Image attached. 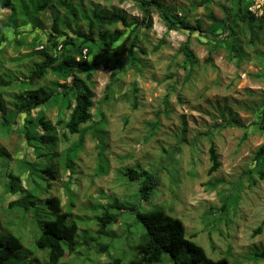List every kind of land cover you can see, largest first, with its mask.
<instances>
[{"label":"rangeland","instance_id":"obj_1","mask_svg":"<svg viewBox=\"0 0 264 264\" xmlns=\"http://www.w3.org/2000/svg\"><path fill=\"white\" fill-rule=\"evenodd\" d=\"M198 1L158 0L175 22L185 17L194 24L196 18L200 19L201 32L180 28L167 30L155 4L150 7L152 25L146 27L142 22V10L135 0H49L46 9L35 16L40 27L26 25L19 30L21 44L16 46L7 30L10 41L3 44L2 65L22 78L32 62L37 60V57L26 56L30 52V44L45 37L44 32L49 30L54 17L64 30L62 21L71 19L70 8L85 12L96 6L117 10L123 12L128 21L140 23L135 30L139 33L144 53L138 52L136 58L139 62L130 67L127 49L121 51L126 70L112 84V95L108 101L102 98L114 68L112 61L104 66L110 53L104 54L100 46L92 44L86 58L87 66L94 58L99 61L90 77L94 92L91 113L94 120L98 118V112L103 113L106 119L104 154L110 167L107 174L94 176L99 148L90 134L85 135L84 147L78 154L70 184L74 193L70 217L77 223L79 243L60 264H103L109 261L105 252L96 251L91 240L92 236H97L95 218L104 207H108L106 196L140 205L133 195L135 184H127L117 174L119 168L132 164L159 175V191L151 204H162L165 213L181 219L186 236L194 234L193 239L204 247L209 257L213 260L226 257L228 264H264V260L247 258L254 248H264V223L261 233L251 235L264 220V179L249 186L245 173L252 166L256 149L264 143V129L258 127L264 123L261 115L264 106V27L257 30L258 36L251 42L247 24L235 15L239 7L247 6L258 20L264 21V0H213L205 6H197ZM221 6L233 8L229 19L233 28L230 35H227L230 30L221 29L226 17ZM8 14V10L0 8V25L6 23ZM211 30L218 35L213 37ZM216 38L222 40L212 50ZM187 39L195 62L189 75L181 66L183 56L179 51V46ZM160 41L162 44L154 49ZM232 41L237 43L239 55L230 50ZM53 78L49 72L40 83L50 84ZM133 87L137 88L136 105L132 104ZM16 90L8 87L2 93V100L9 107L12 106L10 96ZM45 113L51 121L58 116L54 106L47 107ZM22 116L17 115L13 130L0 138V144L14 158L27 150L18 133ZM156 121V132L150 135V123ZM57 131L59 133L61 129L57 128ZM76 137L70 135L69 141ZM69 141H60L58 151ZM211 142L216 147L220 166L209 173L208 148ZM16 164L17 161L12 159V167ZM57 172V179L51 181V187L42 197L57 196L63 210H66L68 198L64 182L67 178L61 169ZM217 180L221 182L210 188ZM237 183L243 189L236 210L230 211L227 219L214 221L218 213L211 209L220 207L222 192ZM15 196L7 195L6 199ZM143 207L148 209L149 205L143 204ZM110 210L118 212L111 207ZM135 226L139 228V223L135 225L134 216L126 212L115 225L106 227L114 240L110 255L120 256L127 232L130 233L128 240L131 246L135 245L138 237L134 233ZM103 240L108 241L109 237ZM23 243L25 246L31 244L29 236ZM125 250L130 251L129 247ZM128 258L129 254L125 255L121 264H125Z\"/></svg>","mask_w":264,"mask_h":264},{"label":"trees","instance_id":"obj_2","mask_svg":"<svg viewBox=\"0 0 264 264\" xmlns=\"http://www.w3.org/2000/svg\"><path fill=\"white\" fill-rule=\"evenodd\" d=\"M135 1L142 10V22L146 27L152 25L150 7L155 4L160 9L167 30L180 28L202 31L200 19L196 18L194 24H190L185 17L176 19L175 22L163 10L158 0ZM212 1L199 0L197 6H205ZM48 2L49 0H0V8L9 11L6 23L0 25V55L4 50L3 44L10 41L7 30L11 32L15 45L21 44L22 40L18 38L19 30L24 29L26 25L31 28L40 27L35 16L39 11L46 9ZM221 7L226 15L221 29L230 30L229 34L227 33L230 35L233 28L229 19L233 15V8ZM70 12L71 19L62 21L64 30H61L59 20L54 17L49 30L42 31L45 37L37 38L30 44V52L26 56L37 57V60L32 62L22 78L11 73L9 68H4L0 58V138L6 137L13 130L17 123L16 116L23 115L18 133L27 148L22 151L21 156L14 158L0 144V264H60L66 254L76 250L79 243L78 226L70 217V207L73 206L74 199L70 184L78 154L84 147L85 135L90 134L99 148L94 176L107 174L110 167L104 154L106 119L103 113L98 112V118L94 120L91 113L94 92L90 77L92 69L99 65V61L94 58L91 65L87 66L86 58L90 54L92 44L100 46L104 54L110 53L109 58L104 61V66L107 67L112 61L114 68L102 98L103 101H108L112 95V84L118 75L126 70L120 56L121 51L127 49L130 67L139 62L136 54L144 53L140 46L139 33L135 30L140 23L128 21L123 12L97 6L91 8L90 12L73 8H70ZM235 15L245 21L251 42H254L258 36L257 30L264 27V21L258 20L247 6L239 7ZM211 33L213 37L218 35L212 30ZM215 40L212 50L216 49L222 39ZM161 44L162 41L154 49ZM189 45L187 39L179 46L183 56L181 66L186 69L187 75L195 63L194 53ZM39 46L40 48H37ZM229 48L236 55L240 54L236 42L232 41ZM83 49H86L84 56ZM49 72L54 78L50 84H41ZM8 87L17 89L10 96V107L2 100V93ZM132 92V104L136 105L137 88L133 87ZM50 106L56 107L58 116L55 121L46 116L45 109ZM261 115L264 116V106ZM157 127V121L150 123V135H154ZM258 127L264 129V123H260ZM57 128H60L61 132L58 133ZM70 135L77 137L69 141ZM244 136L245 134L242 138ZM60 141H69V144L58 151ZM208 154V172L212 173L220 166L213 142L209 145ZM29 156L33 158L30 159ZM12 159L17 161L16 166L12 167ZM58 169H61L67 178L64 182L68 198L66 210H63L61 200L57 196L42 197L51 187V181L57 179ZM245 173L249 186L264 179V143L256 149L252 166ZM117 174H120L127 184H135L133 195L140 205L112 196L105 197L108 199V207H104L95 218L98 226L97 236L91 235L96 251L105 252L108 256L109 261L103 264H121L128 254L129 260L125 264H228L226 257L218 260L209 257L204 247L193 239L194 234L186 236L182 220L165 213L162 204H151L160 186L157 173L132 164L119 168ZM220 182L221 180H217L210 188H215ZM242 189L243 186L237 183L230 190L222 192L221 206L211 209L218 213L214 221L227 219L230 211L236 210ZM7 195L16 196L7 200ZM143 204H148L149 208L146 209ZM110 207L118 212L113 213ZM126 212L134 216L135 225L139 223V228L135 226L134 231L138 237L135 245L131 246L128 240L130 233L127 232L120 256H112L110 253L114 240L106 227L115 225ZM263 223L264 220L252 231V236L262 232ZM26 236L31 239V244L25 246L23 240ZM108 237V241L103 240ZM125 247H129L130 251H126ZM247 258L264 260V248H254Z\"/></svg>","mask_w":264,"mask_h":264},{"label":"built area","instance_id":"obj_3","mask_svg":"<svg viewBox=\"0 0 264 264\" xmlns=\"http://www.w3.org/2000/svg\"><path fill=\"white\" fill-rule=\"evenodd\" d=\"M58 48H60V46H58ZM85 53H86V49H83V51H82V55L84 56Z\"/></svg>","mask_w":264,"mask_h":264},{"label":"clouds","instance_id":"obj_4","mask_svg":"<svg viewBox=\"0 0 264 264\" xmlns=\"http://www.w3.org/2000/svg\"><path fill=\"white\" fill-rule=\"evenodd\" d=\"M58 46H60V45H58ZM58 46H57V48H58ZM59 49V48H58Z\"/></svg>","mask_w":264,"mask_h":264}]
</instances>
